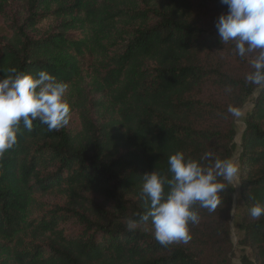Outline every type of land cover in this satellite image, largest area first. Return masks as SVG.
<instances>
[{
    "label": "trees",
    "instance_id": "16d2710c",
    "mask_svg": "<svg viewBox=\"0 0 264 264\" xmlns=\"http://www.w3.org/2000/svg\"><path fill=\"white\" fill-rule=\"evenodd\" d=\"M19 4L11 37L0 36V78L13 67L47 71L67 85L71 118L53 131L38 120L31 131L21 124L17 144L0 158V264H233L236 200L246 207L239 245L264 264V216L250 213L264 204V86L246 79L258 52L241 58L234 42L221 41L215 23L227 6ZM250 100L238 144L228 109ZM176 152L204 167L232 160L239 186L218 178L226 187L217 209L194 205L200 219L189 225L191 239L161 245L152 224L139 222L143 176L170 179ZM49 196L57 202L43 203ZM129 220L138 221L134 230Z\"/></svg>",
    "mask_w": 264,
    "mask_h": 264
},
{
    "label": "clouds",
    "instance_id": "9594fccd",
    "mask_svg": "<svg viewBox=\"0 0 264 264\" xmlns=\"http://www.w3.org/2000/svg\"><path fill=\"white\" fill-rule=\"evenodd\" d=\"M220 3L228 9L215 23L222 43L234 42L241 58L258 52L251 61L254 71L246 79L264 86V0H220ZM8 73L0 78V158L17 144L21 124L31 131L33 122L38 120L53 131L66 126L71 118L65 83L45 70L33 76L13 67ZM228 111L235 117L240 116L237 108L230 107ZM212 155L206 153L204 159H212ZM168 164L170 179L155 171L146 173L141 190L147 211L139 222L152 224L154 238L161 245L187 243L191 239L189 225L200 219L193 206L199 204L201 208L215 211L221 203L219 193L226 187L218 178L230 184L239 171L232 160L215 159L211 166L204 167L198 161L186 159L183 152L170 155ZM250 213L255 219L264 216V204H255ZM137 224L138 221L129 220L128 230H134Z\"/></svg>",
    "mask_w": 264,
    "mask_h": 264
},
{
    "label": "rangeland",
    "instance_id": "374dc122",
    "mask_svg": "<svg viewBox=\"0 0 264 264\" xmlns=\"http://www.w3.org/2000/svg\"><path fill=\"white\" fill-rule=\"evenodd\" d=\"M0 36L11 37L12 29L11 25L18 19V14L20 12L19 0H0ZM252 109L251 100L240 110V116L236 119V126L238 131V136L236 137V142L240 144L241 135L244 131V123L247 119L250 111ZM234 186L238 189L237 178L232 182ZM238 197V194H236ZM235 197V198H236ZM43 203L55 204L57 199L49 196L42 198ZM246 213V207L242 201L235 202L234 205V218L232 224V240L234 243V259L233 264H253L252 254L249 248H245L239 245L241 241V231L240 227L243 223V218ZM246 259V260H245Z\"/></svg>",
    "mask_w": 264,
    "mask_h": 264
}]
</instances>
